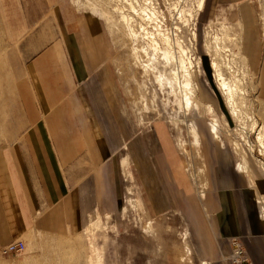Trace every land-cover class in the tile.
Wrapping results in <instances>:
<instances>
[{
  "label": "rangeland",
  "instance_id": "obj_1",
  "mask_svg": "<svg viewBox=\"0 0 264 264\" xmlns=\"http://www.w3.org/2000/svg\"><path fill=\"white\" fill-rule=\"evenodd\" d=\"M16 1L19 6L23 3L28 15L27 29H20L25 14L10 13V0H0V152L16 153L25 162L37 149H32L29 135L41 133L47 139L52 168L40 153L46 173L28 174L34 203L30 228L13 238L3 237L5 229H19L20 222L14 203L7 205L5 221L0 214V264H236L234 243L245 247L231 237L229 253L222 252L225 245L219 243L216 227L219 212L206 197L207 192L213 199L223 196L217 193L213 173L207 184L205 147L211 142L230 155L231 171L264 222V147L258 140L260 135L264 140V0L248 1L249 18L240 14L239 6H220L214 0H152L155 20L134 12L127 0ZM132 1L138 8L149 6L145 0ZM122 14L131 19L123 20ZM81 21L96 23L103 38L106 56L95 66L87 63L95 51L91 49L95 30L80 26ZM159 31L170 36L173 45L176 58L170 66L154 49L153 38H161ZM54 45L61 55L62 77L44 70V77L35 79L36 86L43 87L38 91L57 92L58 86L84 89L91 83L93 107L97 100L105 107L108 93L117 105L116 115L123 110L125 125L120 127L117 121L113 135L105 136L113 119L104 108L92 109L85 126L24 124L27 115L38 112L45 118L49 110L15 109L18 84L39 69L40 54ZM15 55L19 61L8 62ZM181 57L193 73L191 104L184 103L178 82L171 87L158 78L159 71L181 76ZM213 61L235 88V107L221 88ZM97 71L103 74L101 79L95 78ZM10 91L11 101L3 102ZM67 114L71 120L73 111ZM214 118L220 138L211 131ZM87 126L99 133L97 138L102 136V157L90 153L83 135ZM75 130L80 140H51ZM159 135L170 142L167 148L176 157L178 176L188 189L176 181ZM137 137L163 168L160 175L168 188L180 193L177 202L167 192L172 204L165 200L155 209L129 149ZM244 158L254 184L236 170ZM242 172L247 173V168ZM16 240L25 242V250L4 255L3 247ZM247 255L254 264L248 251Z\"/></svg>",
  "mask_w": 264,
  "mask_h": 264
},
{
  "label": "crops",
  "instance_id": "obj_2",
  "mask_svg": "<svg viewBox=\"0 0 264 264\" xmlns=\"http://www.w3.org/2000/svg\"><path fill=\"white\" fill-rule=\"evenodd\" d=\"M217 5L220 6H239L240 14L244 16L247 13L250 14V7L247 5L250 0H214ZM10 8L9 12L12 13L13 10L15 13L19 12L21 14H25L23 21H21L20 29L28 28V15L23 10V3L20 2V6L16 0H10ZM11 21V19H10ZM11 23V22H10ZM81 23V24H80ZM92 21L88 22H79L80 26H86L90 31L95 30L93 34V44L91 49H95L91 53V58H89V64L95 66L98 62H102L106 56V50L102 45V37L98 35V30L96 23L92 24ZM77 32V31H76ZM76 35V33H75ZM50 38V37H49ZM47 37H42V43L46 41ZM39 41V40H38ZM37 41V42H38ZM80 45L82 47L83 44ZM39 43H36V45ZM61 60V55L58 49V45H54L47 52L40 54L39 59H37V67L33 73L29 75V77H24V79L19 82L17 88V102L19 103L15 109L22 110H49L46 113V117L42 118L38 116V112L32 115H27L25 118L28 122H25L26 125L32 126H43V125H74L77 124L85 126L84 121L91 116V110H101L104 108L105 111L110 113L109 119H113V122L110 121L109 124L112 126L109 131L106 132L105 136H111L114 133L113 125L116 124L120 127L125 125V116L123 115V110L121 108V113H115L116 103L111 100L112 97L106 95V106H98L100 101L97 100L98 105L93 107L92 101V84L85 86L84 89H78L77 87L68 88L66 90L58 89L57 92H45L38 91L40 88L42 90L43 87H37L35 83V79L44 77V70L51 69V72L55 74L57 77H62V70L59 69L58 62ZM18 58L15 55L14 57L9 58L10 63L18 62ZM19 72V70H18ZM19 73L17 70L15 71V78L18 77ZM83 77L81 75H78ZM103 74L97 71L95 78L101 79ZM11 78V76H10ZM30 79V82L28 80ZM38 84V83H37ZM97 84V83H96ZM99 85H95V88ZM110 88L114 89L116 92L115 85L109 83ZM61 87V85H60ZM110 89V90H113ZM16 91V90H15ZM14 91V96L16 95ZM96 91V90H95ZM11 93L4 97V101L7 103L12 99V91ZM103 102V101H102ZM117 102V101H116ZM108 104V105H107ZM6 108V106H5ZM114 113H112V111ZM69 111H73L71 120L68 119ZM29 114V113H28ZM44 119V120H43ZM75 120V121H72ZM118 121V124H117ZM100 124V123H99ZM164 129V127L161 126ZM92 127L87 126L85 128V135L87 144L90 149V153L96 157H102L101 151V139L102 136H99V133L92 132ZM117 131V130H116ZM78 130L73 131V133H64L63 137L60 138L59 135L56 137H52V141H70L75 142V140H80V138H76L75 135ZM29 140L34 144L31 145L34 154H30L29 157H26L25 162L22 158L17 157L16 153H11L9 155L8 151L0 152V214L5 215L4 221L6 220V214H8L7 205H11L14 203L17 209V215L20 222V228L18 229H5L7 233L3 235V237L13 238L15 236H19L21 230H27L31 227L34 221V213H33V195L30 190V178L28 177L29 173L45 174L46 165L43 167L42 162L39 160L41 154H43L44 161L49 165V169L51 171V155L47 152V148L45 147V143L47 139L41 133L33 132V134L29 135ZM104 136V137H105ZM135 137V136H134ZM161 140L163 141L164 147L170 155V162L172 164L173 171L175 173L176 181L180 186L188 189L183 183H181L180 178L177 173V166L175 164L176 157L172 155L171 151L167 147H169L170 142L162 135H159ZM83 139V138H81ZM132 140H134L132 142ZM131 140V144L129 149L135 159L136 166L140 173L141 180L144 185L147 187L150 198L152 200V204L154 205L156 210H159L165 202V200L169 201L172 204V196H175V200L177 202V197L180 196L178 190L169 189L167 186L166 180H164L163 175H160V172L163 173V168L161 165L157 163L156 159H153L147 154L146 150L143 148L142 139L137 137ZM38 143V144H36ZM218 146H213L211 142H208L205 147V157H206V169H207V184L209 185L210 174L213 173V182L217 186V193L222 198L212 199L208 196L206 200H213L215 202V208L218 210L216 227L218 230V240L220 244H224L223 253H229L231 245L229 243L231 237H237L240 239L245 249L248 251L250 258L252 259L254 264H264V222H262L258 217L253 208V205L248 197V193L246 194L245 189L241 183L240 178L234 176L232 169V161L230 155L226 152H221L217 149ZM73 150L76 151V146L74 145ZM37 152L39 154L37 155ZM37 155V156H36ZM172 155V156H171ZM48 159V160H47ZM30 160V161H29ZM176 162L178 163L177 159ZM26 163V164H25ZM247 165V173L239 171L236 167L237 172L248 175L252 184L255 182V178L252 177L251 172ZM165 185V186H164ZM159 190V191H158ZM167 190V191H166ZM164 193H163V192ZM209 191V190H208ZM169 192V193H167ZM202 199V198H201ZM212 201V202H213ZM162 203V204H161ZM162 211V209L160 208ZM13 242V241H12ZM11 243V242H10ZM219 244V245H220Z\"/></svg>",
  "mask_w": 264,
  "mask_h": 264
},
{
  "label": "bare ground",
  "instance_id": "obj_3",
  "mask_svg": "<svg viewBox=\"0 0 264 264\" xmlns=\"http://www.w3.org/2000/svg\"><path fill=\"white\" fill-rule=\"evenodd\" d=\"M127 1L130 5L131 9L134 12L138 13L140 16H142L144 19H146L145 16H147V18H149L150 20L156 19L155 15L157 12H156L155 8L152 6V0H145L146 1L145 3L149 6L144 5V7L142 6L141 8H138L136 6V4L134 3V1H132V0H127ZM182 12L183 11H181V13ZM121 16H122L123 20H126V21H129L131 19V18H129L130 15H129V17L126 14H122ZM152 35H153V33H152ZM158 36H161V38H159V37L153 38L154 49H155V51L161 52L162 59H164L165 63H167V65L170 66L172 64V61L176 58L175 52L173 51V48H172L173 45H172L170 36H167L165 33H162V31H159ZM179 60H180V63L182 64V68L184 70L181 76H179L178 73H176L175 74L176 76L173 78V77L168 76L163 71H159L158 78L161 81H166V82L170 83L171 87H173L174 81L178 82L180 87L182 88V91L184 92V97H183L184 99L183 100H185V102L184 101L183 102L185 104H191L192 100H193V98H192V95H193V73L190 70V66L187 67L185 58L181 57V58H179ZM212 65L216 68L218 80L220 82L222 90H224V92L226 94H228L230 102L232 103L233 107H235V105H236L235 101H234L235 88L227 82V79H226L223 71L219 67L218 63L216 61H213ZM155 68H157V66H155ZM181 77H182V80L180 79ZM194 90H195V88H194ZM210 110H213L212 106L210 107ZM211 131L213 132V134L215 135L216 138L221 137L219 135V122H218V119H216V118L213 119ZM258 140H259L260 144L263 145V147H264L263 135H260L258 137ZM237 166H238L239 171L245 170L247 168V160L244 158L243 162L239 163ZM16 241H18V240H16ZM25 248H26V244H25ZM4 255H6V254H4Z\"/></svg>",
  "mask_w": 264,
  "mask_h": 264
},
{
  "label": "built area",
  "instance_id": "obj_4",
  "mask_svg": "<svg viewBox=\"0 0 264 264\" xmlns=\"http://www.w3.org/2000/svg\"><path fill=\"white\" fill-rule=\"evenodd\" d=\"M236 245L234 251V258L236 264H252L247 255V251L242 248L240 243H234ZM25 250V243L22 240L14 241L3 247L2 252L6 255L19 254Z\"/></svg>",
  "mask_w": 264,
  "mask_h": 264
}]
</instances>
